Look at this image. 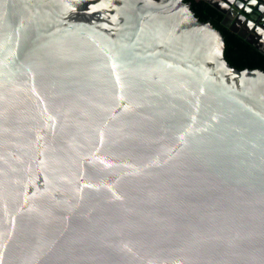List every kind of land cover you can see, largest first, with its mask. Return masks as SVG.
Masks as SVG:
<instances>
[{
    "label": "water",
    "instance_id": "water-1",
    "mask_svg": "<svg viewBox=\"0 0 264 264\" xmlns=\"http://www.w3.org/2000/svg\"><path fill=\"white\" fill-rule=\"evenodd\" d=\"M224 49L185 0H0V264H264V70Z\"/></svg>",
    "mask_w": 264,
    "mask_h": 264
},
{
    "label": "trees",
    "instance_id": "trees-1",
    "mask_svg": "<svg viewBox=\"0 0 264 264\" xmlns=\"http://www.w3.org/2000/svg\"><path fill=\"white\" fill-rule=\"evenodd\" d=\"M191 4L195 15L203 20H210L219 29L225 40L224 55L231 66L243 68H259L264 70V53L230 28L222 24L223 14L205 0H185Z\"/></svg>",
    "mask_w": 264,
    "mask_h": 264
},
{
    "label": "flooded vegetation",
    "instance_id": "flooded-vegetation-1",
    "mask_svg": "<svg viewBox=\"0 0 264 264\" xmlns=\"http://www.w3.org/2000/svg\"><path fill=\"white\" fill-rule=\"evenodd\" d=\"M206 1V0H205ZM226 13L222 24L241 30L253 42L264 47V0H212ZM237 7V9L235 7ZM238 10L244 12L241 14ZM226 16V18H224ZM255 46V45H254Z\"/></svg>",
    "mask_w": 264,
    "mask_h": 264
}]
</instances>
